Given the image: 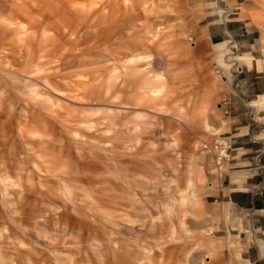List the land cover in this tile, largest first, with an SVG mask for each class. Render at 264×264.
I'll return each instance as SVG.
<instances>
[{
  "label": "rangeland",
  "instance_id": "374dc122",
  "mask_svg": "<svg viewBox=\"0 0 264 264\" xmlns=\"http://www.w3.org/2000/svg\"><path fill=\"white\" fill-rule=\"evenodd\" d=\"M257 61L264 0H0V264H225L220 227L262 236L220 213L264 164Z\"/></svg>",
  "mask_w": 264,
  "mask_h": 264
},
{
  "label": "crops",
  "instance_id": "0c3cea01",
  "mask_svg": "<svg viewBox=\"0 0 264 264\" xmlns=\"http://www.w3.org/2000/svg\"><path fill=\"white\" fill-rule=\"evenodd\" d=\"M231 24V22H229ZM230 24H225L223 26L222 33L225 36H231V33L234 32L230 30ZM211 42L219 41V39H214L213 34L209 33ZM222 42V41H221ZM220 43V42H219ZM218 43V44H219ZM252 60L253 57L251 56ZM250 57L245 54H238L232 58H225V66L231 67L237 62H245L247 68L252 67V60L250 62ZM258 71H263L264 67L257 61L255 65ZM253 70V68H252ZM264 95H259V98H263ZM261 99L259 102L262 103ZM258 103V100H253L249 103L250 106ZM240 134V136L243 135ZM255 161H248L250 165H256V168H253L247 171L249 174H246L245 177L232 175L229 180V187L224 194H220L221 204L223 207L220 209V213H223L226 217L230 215L229 208L230 206L234 207L235 210L244 212L247 215V212L251 215L256 216V228L262 231V236H255L254 239L251 238L250 232L247 228L243 226V223H238L239 225L235 228H229L224 231V227H220L219 230L223 233L221 237L217 239L220 242L213 241L210 246L212 252L222 253L223 249L227 251L226 263L225 264H264V164H260V161L255 157ZM254 160V158H253ZM226 169V168H225ZM226 171V170H225ZM224 173V169H223ZM209 189H213L214 186L212 183L207 186ZM235 231L231 233V231ZM216 239V240H217Z\"/></svg>",
  "mask_w": 264,
  "mask_h": 264
}]
</instances>
